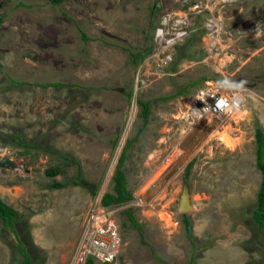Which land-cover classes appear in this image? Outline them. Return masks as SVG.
<instances>
[{
    "label": "rangeland",
    "instance_id": "1",
    "mask_svg": "<svg viewBox=\"0 0 264 264\" xmlns=\"http://www.w3.org/2000/svg\"><path fill=\"white\" fill-rule=\"evenodd\" d=\"M211 2L220 45L204 50V12L161 64L154 29L178 0H0V158L19 166H0V196L17 212L31 264L69 263L128 140L123 169L133 199L110 207L120 249L96 264H264L252 217L261 182L255 129L264 133V0ZM206 88L244 90V118L194 119L189 100ZM180 89L187 93L161 98ZM137 99L150 101L145 125ZM227 122L240 137L233 149L211 138ZM54 166L59 173L48 175ZM185 187L189 207L180 211ZM161 210L174 226L159 220ZM16 244L0 219V264H17Z\"/></svg>",
    "mask_w": 264,
    "mask_h": 264
},
{
    "label": "built area",
    "instance_id": "2",
    "mask_svg": "<svg viewBox=\"0 0 264 264\" xmlns=\"http://www.w3.org/2000/svg\"><path fill=\"white\" fill-rule=\"evenodd\" d=\"M214 0H178L179 9H168L162 12L153 33V56L161 64L171 60L172 49L176 44L187 38L194 19L204 12L207 16L202 22L201 30L206 36L204 50L206 53L214 51L220 45V34L222 22L216 17ZM231 2L236 0H217ZM214 6L211 8L210 4ZM259 27V26H258ZM188 113L196 120L211 118L231 117V115L244 107L246 93L242 89L229 93H222L216 89H200L190 98ZM102 198V197H101ZM101 198L99 202L101 203ZM101 210H92L88 231H84L78 238L75 254L68 264H86L88 259L95 263L113 261L120 249L121 234L115 222L108 216L112 209L104 205L99 206Z\"/></svg>",
    "mask_w": 264,
    "mask_h": 264
},
{
    "label": "trees",
    "instance_id": "3",
    "mask_svg": "<svg viewBox=\"0 0 264 264\" xmlns=\"http://www.w3.org/2000/svg\"><path fill=\"white\" fill-rule=\"evenodd\" d=\"M60 1L61 0H54V2H60ZM84 38L87 39L86 36H84ZM146 52L148 53L149 50H147ZM129 54L132 59H136L138 57L137 53L131 52ZM142 58L143 57H141V59ZM202 79L205 80L206 78L203 77ZM12 82L14 83L15 81H12ZM54 84L59 85L60 83L55 82ZM185 92L187 93L186 90L180 89L175 93L161 96V98L169 99V98L179 96ZM136 102L140 107L139 116L143 118V124L145 125L147 123L149 113H150V101L137 99ZM140 130L141 129L138 130L137 134L140 132ZM17 138L19 139L17 143L19 146L29 145L28 143H25L20 137H17ZM134 138L136 139V136ZM132 141L133 140H128L126 142V145L123 146L122 151L118 157L113 175L111 177V183H112L111 191H106L101 198V204L106 207H110L112 205H122L133 199L132 192L127 187V179H126V175L123 169L125 160L127 157V150ZM255 142H256V165L261 172V182H260V186L257 192L256 207L252 212V217H253V220L256 222L257 227L259 231L262 233L263 238H264V133L262 132L260 128L255 129ZM193 163H194V158L187 163L185 167L187 174L189 173ZM45 172L50 176H54L59 173V168L57 166L49 167L46 169ZM71 183L78 184L79 179L73 180L71 181ZM66 184L67 183L60 182V181L53 182V186H56V187H60ZM124 213L127 215V218L131 226L140 227L141 224L135 219L131 208L125 209ZM0 219H1L3 227L11 230L13 234H15L16 236V239H17L16 247H17L18 253L21 256V258L17 259V264H31V261H32L31 255L29 251L27 250L26 245L22 241L16 229L17 212L12 206H10L7 202H5L1 198V196H0ZM183 226H184V231H185L187 239L192 241L193 233L191 231V221L189 217L186 215L183 216ZM105 263H108V262H105ZM164 263L168 264L167 262H164ZM86 264H96V263L92 259H88L86 261Z\"/></svg>",
    "mask_w": 264,
    "mask_h": 264
},
{
    "label": "bare ground",
    "instance_id": "4",
    "mask_svg": "<svg viewBox=\"0 0 264 264\" xmlns=\"http://www.w3.org/2000/svg\"><path fill=\"white\" fill-rule=\"evenodd\" d=\"M223 60L224 59H222V61ZM246 113H247V110L245 109V107H242V108H240V110H237L236 112H234L231 115L230 119H233V121L235 120L237 122L239 119L244 118L243 116L246 115ZM235 131H237L236 127L234 129L230 125V123H228V122L223 123L219 127H216L212 131V135H211L212 137L211 138L218 139L220 141V143H222L225 147L233 149L240 142V137L238 136V134L234 133ZM179 154H180V151L177 150L176 152L173 153L172 156L168 157L169 158L168 161H170L171 159L173 161L174 158H176ZM167 162H165L164 165H166ZM161 171H162V168H161ZM157 216H158L159 220L163 221L164 222L163 224L166 225L167 227H171V226L175 225L174 224L175 220L173 221L171 214H168L165 210L159 211L157 213Z\"/></svg>",
    "mask_w": 264,
    "mask_h": 264
},
{
    "label": "water",
    "instance_id": "5",
    "mask_svg": "<svg viewBox=\"0 0 264 264\" xmlns=\"http://www.w3.org/2000/svg\"><path fill=\"white\" fill-rule=\"evenodd\" d=\"M0 166H5L10 169H17L19 166H16L13 164V160L9 157L3 156L0 158ZM181 201L179 203V210L180 211H186L189 207V196H188V189L185 187L183 189L182 195H181Z\"/></svg>",
    "mask_w": 264,
    "mask_h": 264
},
{
    "label": "flooded vegetation",
    "instance_id": "6",
    "mask_svg": "<svg viewBox=\"0 0 264 264\" xmlns=\"http://www.w3.org/2000/svg\"><path fill=\"white\" fill-rule=\"evenodd\" d=\"M27 250H28V248H27Z\"/></svg>",
    "mask_w": 264,
    "mask_h": 264
}]
</instances>
